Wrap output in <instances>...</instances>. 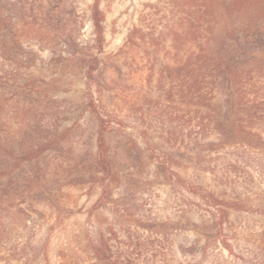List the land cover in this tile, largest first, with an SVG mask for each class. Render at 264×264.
I'll return each instance as SVG.
<instances>
[{
    "label": "rangeland",
    "instance_id": "rangeland-1",
    "mask_svg": "<svg viewBox=\"0 0 264 264\" xmlns=\"http://www.w3.org/2000/svg\"><path fill=\"white\" fill-rule=\"evenodd\" d=\"M231 1L0 0V264H99L104 242L123 264H264V127L225 114L197 56L214 19L264 36Z\"/></svg>",
    "mask_w": 264,
    "mask_h": 264
},
{
    "label": "trees",
    "instance_id": "trees-1",
    "mask_svg": "<svg viewBox=\"0 0 264 264\" xmlns=\"http://www.w3.org/2000/svg\"><path fill=\"white\" fill-rule=\"evenodd\" d=\"M258 1V0H257ZM254 0H232V9H229V17L238 18L241 14H250V18L264 17V10L253 13L252 6ZM214 14V10H212ZM215 15H213L214 17ZM215 18V17H214ZM92 21L98 41L103 39L104 16L96 4L92 10ZM238 27L228 28L227 35L216 36V22L210 23L209 30L212 37L207 40L204 46L199 47L198 60L211 58V83L221 85L220 92L224 95L225 114L232 118L237 126L248 131L253 127H264V36L259 34L258 38L250 37L241 42L235 37L239 32ZM259 30H264V25L259 26ZM252 39V40H251ZM251 56L250 61L245 60L239 66L232 62L235 54ZM248 56V57H249ZM94 61L88 70V78L93 80V73L96 70ZM102 131L109 127V122L100 118ZM220 200L214 198L213 206L216 207L217 218L215 221V238L224 247H229L224 226L228 217ZM220 213V214H219ZM94 255L99 264H123L118 258L113 256L108 243H101L94 248Z\"/></svg>",
    "mask_w": 264,
    "mask_h": 264
}]
</instances>
